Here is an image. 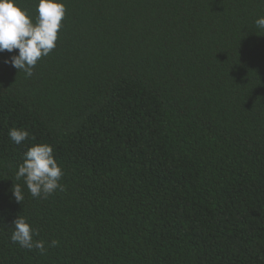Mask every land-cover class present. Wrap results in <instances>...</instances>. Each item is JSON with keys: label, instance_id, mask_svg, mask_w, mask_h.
I'll return each mask as SVG.
<instances>
[{"label": "trees", "instance_id": "16d2710c", "mask_svg": "<svg viewBox=\"0 0 264 264\" xmlns=\"http://www.w3.org/2000/svg\"><path fill=\"white\" fill-rule=\"evenodd\" d=\"M63 2L32 77L0 53V264H264V0ZM40 143L64 190L17 203ZM22 214L45 254L11 242Z\"/></svg>", "mask_w": 264, "mask_h": 264}, {"label": "clouds", "instance_id": "9594fccd", "mask_svg": "<svg viewBox=\"0 0 264 264\" xmlns=\"http://www.w3.org/2000/svg\"><path fill=\"white\" fill-rule=\"evenodd\" d=\"M35 16L20 6L17 0H0V53L19 50L18 55L5 60L22 71L26 77L33 76V69L38 62L48 56L57 46L59 32L67 16V6L63 0H36ZM258 30H264V16L255 21ZM10 140L20 145L30 138V133L23 129L12 128L8 132ZM34 139V138H33ZM65 172L59 165L52 145L34 144L23 155V162L15 172L12 189L17 203H23V188L16 181L23 180L29 193L34 198L48 199L57 191H63ZM10 240L29 251L39 250L45 254L44 240L36 239L39 232L32 227L25 215H19L13 221ZM53 239L50 246H58Z\"/></svg>", "mask_w": 264, "mask_h": 264}]
</instances>
